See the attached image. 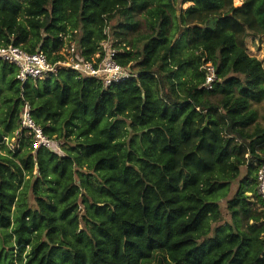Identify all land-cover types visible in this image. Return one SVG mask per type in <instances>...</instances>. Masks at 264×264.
I'll use <instances>...</instances> for the list:
<instances>
[{"label": "trees", "instance_id": "trees-1", "mask_svg": "<svg viewBox=\"0 0 264 264\" xmlns=\"http://www.w3.org/2000/svg\"><path fill=\"white\" fill-rule=\"evenodd\" d=\"M187 2L0 0V46L56 62L65 35L87 58L109 38L134 74L22 84L0 60V264H264V62L247 46L264 0ZM25 101L62 151L1 144Z\"/></svg>", "mask_w": 264, "mask_h": 264}, {"label": "built area", "instance_id": "built-area-1", "mask_svg": "<svg viewBox=\"0 0 264 264\" xmlns=\"http://www.w3.org/2000/svg\"><path fill=\"white\" fill-rule=\"evenodd\" d=\"M70 36H64L65 42L61 50L63 58L56 62H51L41 51L28 52L14 44L0 46V60L12 63L16 67V78L22 84L56 75L60 67L73 69L82 77L96 78L107 86L134 75L128 67L117 61V50L112 46L109 38L103 40L100 49L87 58L82 53V48L78 47ZM202 67L208 71L206 87H211L215 79L214 67L210 63ZM23 135L30 138L34 152L39 148L62 151L60 141L45 134L43 127L36 122L32 105L28 101L21 106L18 129L12 134L3 136L1 144L15 152L21 146ZM256 152L261 158L256 175L264 210V154Z\"/></svg>", "mask_w": 264, "mask_h": 264}, {"label": "rangeland", "instance_id": "rangeland-1", "mask_svg": "<svg viewBox=\"0 0 264 264\" xmlns=\"http://www.w3.org/2000/svg\"><path fill=\"white\" fill-rule=\"evenodd\" d=\"M242 1L243 0H234V3H235L236 6H239V5L242 4ZM189 5H190L189 2L181 4V0H178L177 10H179L180 8H187ZM116 21H117V19L114 20V22H116ZM141 30H143V27H142ZM247 46H248V52H249L250 55L257 57V58L263 60V62H264V35H261V36H249L248 39H247ZM61 142H60V144H61ZM244 172L245 171H243L242 174H244ZM236 188H237V182H235L232 185V193L230 194V197L233 195V193L235 192ZM227 199L228 198L222 200L220 203H221V206H222L223 215H224L225 219L229 220L230 215H229L228 210L226 208ZM29 200H30L31 205L35 206V202L33 200V195H32L31 192L29 193Z\"/></svg>", "mask_w": 264, "mask_h": 264}]
</instances>
